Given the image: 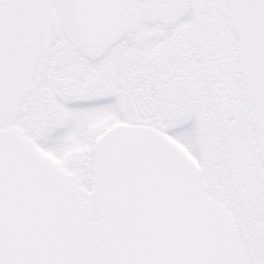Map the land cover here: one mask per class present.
I'll return each instance as SVG.
<instances>
[{"label": "snow or ice", "instance_id": "1", "mask_svg": "<svg viewBox=\"0 0 264 264\" xmlns=\"http://www.w3.org/2000/svg\"><path fill=\"white\" fill-rule=\"evenodd\" d=\"M0 264H264V0H0Z\"/></svg>", "mask_w": 264, "mask_h": 264}]
</instances>
